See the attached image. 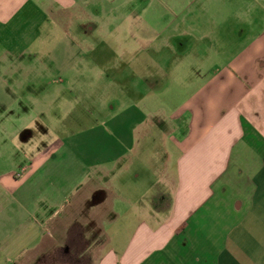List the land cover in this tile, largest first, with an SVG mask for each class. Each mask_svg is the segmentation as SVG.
<instances>
[{"label":"crops","instance_id":"1","mask_svg":"<svg viewBox=\"0 0 264 264\" xmlns=\"http://www.w3.org/2000/svg\"><path fill=\"white\" fill-rule=\"evenodd\" d=\"M242 1L235 53L200 45L236 33L229 21L207 34L182 27L148 54L128 104L111 97L103 118H3L0 264H264V26L250 17L262 5ZM76 5L0 0V63L32 55L40 15L56 24ZM22 69L0 71L6 108L23 102L12 87ZM102 71L96 89L122 90ZM34 124L41 143L4 147Z\"/></svg>","mask_w":264,"mask_h":264},{"label":"rangeland","instance_id":"2","mask_svg":"<svg viewBox=\"0 0 264 264\" xmlns=\"http://www.w3.org/2000/svg\"><path fill=\"white\" fill-rule=\"evenodd\" d=\"M76 1L77 5L74 8L64 12L65 15L67 14L66 18L63 12L58 16L56 24L48 16L40 15L42 24L38 31L43 36L42 39L33 43L26 42V46L33 49L32 55L28 53L25 58L15 63L11 62V59L3 64L0 63V71L5 66L12 69L23 68L18 74L22 85L12 83V87L16 86L13 93L19 94L23 101L21 104L13 102V106L9 108L1 105L8 98H10L9 103L12 101L5 90H0V133L3 118H103L98 116V110L111 97H119V102L123 105L128 104V91L133 76H136V86L144 80L148 54L165 52L166 50L162 48L163 41L169 36V38L177 37L182 27L200 26L202 34L203 31L207 34L211 29L218 32L224 26V22L229 21L230 23H226L229 24L227 27L236 33H226L219 37L217 35L218 41L215 38L212 44L208 40L201 42V50L208 52L212 49L213 52L229 54L235 53L240 48L237 34L242 26L237 20L240 13L234 6L238 0ZM246 1L252 5L264 6V0ZM241 3L244 1L241 0ZM261 7L259 10L253 9V15H250L253 20L257 18L254 20L258 23L257 29L264 26V8L262 10ZM199 35L198 32L195 37ZM148 39L152 40L149 45L154 51L148 50L146 43ZM173 40L175 42V39ZM248 40L250 39L247 38ZM210 45L213 48H210ZM186 65L175 66L174 71L178 70L179 76L176 77L177 83L183 84L181 81L185 76L179 73L190 68L189 64ZM30 67H36L41 72L38 75H31L26 72ZM65 69H69L70 73L66 76L59 74ZM101 70L104 76L122 79V90L96 89ZM61 77L66 79V82L60 83L58 80ZM70 78L74 79V84ZM171 80L169 76L168 81ZM38 97H41L40 101ZM31 103L36 105L29 107L28 104ZM71 122L75 127L74 121ZM29 128L34 129V135L23 140V135L29 130L27 129L15 140V143L5 144L3 141L4 147L16 150L25 145L41 143L43 137L40 134L44 136L45 134L40 133L36 124Z\"/></svg>","mask_w":264,"mask_h":264}]
</instances>
